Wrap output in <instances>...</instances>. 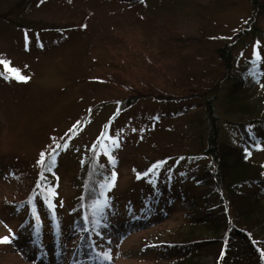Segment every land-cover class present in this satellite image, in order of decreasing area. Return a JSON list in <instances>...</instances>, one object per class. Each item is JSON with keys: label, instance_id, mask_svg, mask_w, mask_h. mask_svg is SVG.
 <instances>
[{"label": "rangeland", "instance_id": "rangeland-1", "mask_svg": "<svg viewBox=\"0 0 264 264\" xmlns=\"http://www.w3.org/2000/svg\"><path fill=\"white\" fill-rule=\"evenodd\" d=\"M146 1L148 9L156 0ZM135 2L0 0V14L11 12V21H0V60L8 65L0 64V238L9 240L0 243V264H101L104 258L110 264H156L165 230L184 222L187 208L182 196L195 194L190 179L205 167L203 158L187 154L179 162L165 163L155 185L150 176L136 178L135 172L158 158V146L177 140L186 145H181L183 153L191 152L204 138L205 115L199 100H185L184 108L172 103V98L189 96L192 79L207 82L217 75L210 74V65L217 63L214 50L222 46L231 48L234 78H251V63L258 59L260 77L256 80L264 84V34H243L250 26L264 31V10L254 21L253 0H161L160 12H152L155 7L146 13L145 7L139 10L151 25L134 22L136 14L128 9ZM83 23L85 30L80 28ZM21 25L39 34L30 31L29 38L22 40ZM51 25L59 31L47 33ZM165 26L170 39L159 30ZM70 27L75 28L67 31ZM11 69L19 70L27 81L12 78ZM101 76L125 81L134 91L156 88L169 99L139 100L111 124L105 148L95 153L99 161L95 159L89 168L100 176L105 173L102 167L114 161L109 171L118 172L107 191L108 200L98 208L107 209L106 224L80 244L81 229L73 226L75 208L82 191L95 183L85 161L113 117L119 105L116 101L129 98L126 88L88 80ZM230 83L223 82L216 93L218 115L222 122H229L222 123L221 138L243 145L239 117L225 114L224 94ZM105 100L111 102L95 109L79 125L82 110ZM70 125H77V132L65 146L60 144L65 137L61 135ZM248 130L261 144L253 155L264 163V133L257 124ZM57 145L62 149L56 166L39 181L50 189L59 235L44 217L38 192L36 213L43 226L36 243L33 226L27 221L30 213L21 202L27 182L23 184L17 175L24 173L26 181V173L36 175V160ZM203 261L213 264L212 257Z\"/></svg>", "mask_w": 264, "mask_h": 264}, {"label": "trees", "instance_id": "trees-1", "mask_svg": "<svg viewBox=\"0 0 264 264\" xmlns=\"http://www.w3.org/2000/svg\"><path fill=\"white\" fill-rule=\"evenodd\" d=\"M113 1L118 4L128 2V0ZM253 1L256 8L253 14L255 21L260 12L264 10V0ZM158 3H161V0H156L154 6L147 9L148 3L146 0H136L135 3L130 4L131 7L128 10L131 14H136L134 22L151 25L150 18H145L139 13V10H141V7H145L146 13L149 9L155 7L152 12H160ZM10 13L0 14V21H11ZM81 26L82 30L87 28L84 23ZM19 28L23 30L22 40L29 38L30 31L39 34L38 30L23 25ZM74 28L70 27L67 31H72ZM59 29L51 25L50 29L45 31L48 33L50 30L53 31L51 33H57ZM159 30L166 32L168 39L172 37L166 26L162 29L159 27ZM257 33L264 34V31H260L259 28L253 29V26H250L243 32L244 35H255ZM111 37L117 39L118 36ZM214 58L217 63L210 65V70H212L210 74L217 73V75L214 74V78L207 82L198 83L195 82L196 79H192L190 83L192 86L187 90L191 93L189 96H174L172 98L174 99L172 103H179L184 108L185 100H199L198 106L201 107L205 115L204 138L191 152L186 150L183 153L181 145L185 148L186 145H180L177 140L158 146L156 148L158 158L153 159L144 170L138 173L135 172L138 180L150 176V178H153L152 181L155 185L160 180V176H156L159 175L158 170L165 163L173 160L179 162L182 159L181 157H185L187 154L191 155V158L200 157L205 160L202 174L190 179V182H192L190 190L195 194L191 196V193L189 195L191 197L182 196V201L187 208L183 216L184 222L175 229L165 230V234L163 233L164 240L159 248L160 258L157 259L156 264H206L203 260L207 257L213 258V264H264V163L253 155L260 150L261 144L257 136L253 137L248 130L250 125L257 124L264 133V84H258L256 80L260 77L257 74L260 65L258 59L252 61L251 67L254 74L252 73L251 78L246 79L243 76L234 78L231 74L234 66L231 48L228 46L216 48ZM256 58H258V55H256ZM88 80L99 85L108 86L112 83L126 88L129 98L116 101L119 105L116 104L117 108L115 106L116 110L113 117L105 123L102 132L97 137L92 155L85 161L87 173L91 174L95 183L93 187L91 186L92 188L82 191V197L75 208L77 213L75 214L73 226L81 229L83 234L84 230L92 232L106 224L104 214L107 209L105 208L104 212L100 214L95 207L102 199L100 190L108 189L107 178L113 176V174H115V178L118 177V172L115 169L109 171L113 167L114 161L108 162L110 167H102V172L105 173L100 174V176L92 168L89 169L93 166L95 159L98 160L95 153H99L100 150L105 148L104 142L109 137L111 124L121 116L126 108L135 105L139 100L151 98L164 102L169 99L164 94L166 92L156 88L134 91L126 85L125 81H111L104 76L93 79L90 77ZM223 82H231L230 87L224 94L225 114L229 117H239L238 126L243 134L245 143L243 145H234L221 138L222 123L229 124L228 120L221 121L217 111L219 97L216 93L223 86ZM110 102L105 100L99 104L98 102L91 103L81 111L82 117H80L79 125L83 124L84 120L95 109H100L103 105H106L105 103L109 104ZM76 128L77 125L73 127L70 125L61 135V137H65L60 141V144L65 145L71 141L77 132ZM62 145H59V148H57V145L47 154L39 156L36 160L38 165L36 175L26 173L28 174L27 181L24 173L17 175L20 180L22 179L23 184L27 182L24 185L21 202L24 201V205L33 214L37 212L36 193H41V202L46 213L44 217L53 226L52 228L58 230L60 224L56 206L52 203L50 189L44 188L40 184L39 178L42 174L47 175L52 172V168L56 166ZM82 171L85 172V168H82ZM159 188L161 189V187ZM192 188L194 189L192 190ZM198 190L200 194H198ZM162 195L163 192H161V197ZM1 244L5 245V243Z\"/></svg>", "mask_w": 264, "mask_h": 264}, {"label": "snow or ice", "instance_id": "snow-or-ice-1", "mask_svg": "<svg viewBox=\"0 0 264 264\" xmlns=\"http://www.w3.org/2000/svg\"><path fill=\"white\" fill-rule=\"evenodd\" d=\"M0 64H4L6 68L8 67V65L6 64V62L3 61V60H0ZM11 71L14 73V77L13 78L19 79V80L24 81V82L27 81L28 77H26L24 75H21L20 72H19V70H17V69H11ZM42 156H43V154H42ZM114 178H115V174H113V180H114ZM8 242H9V240H8L7 237L0 238V243H8Z\"/></svg>", "mask_w": 264, "mask_h": 264}]
</instances>
